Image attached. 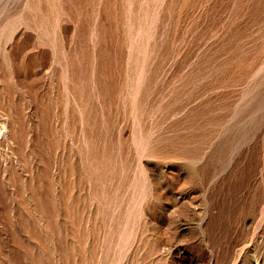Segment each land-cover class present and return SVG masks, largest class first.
<instances>
[{
	"label": "rangeland",
	"instance_id": "1",
	"mask_svg": "<svg viewBox=\"0 0 264 264\" xmlns=\"http://www.w3.org/2000/svg\"><path fill=\"white\" fill-rule=\"evenodd\" d=\"M262 212L264 0H0V264H232Z\"/></svg>",
	"mask_w": 264,
	"mask_h": 264
},
{
	"label": "bare ground",
	"instance_id": "2",
	"mask_svg": "<svg viewBox=\"0 0 264 264\" xmlns=\"http://www.w3.org/2000/svg\"><path fill=\"white\" fill-rule=\"evenodd\" d=\"M4 55V54H3ZM6 58H7V56H6ZM5 58V59H6ZM10 60V59H9ZM6 61V60H5ZM7 64V63H6ZM10 66V65H9ZM6 68V67H5ZM7 69V68H6ZM29 136V135H28ZM30 139V138H29ZM26 143V142H25ZM26 145H27V143H26ZM25 146V145H24ZM25 149V148H24ZM147 150V149H146ZM23 161V160H22ZM22 164V163H21ZM24 164V163H23ZM26 165V164H25ZM177 198H178V200H181V201H186L187 202V204H188V211L192 214V215H194V216H196L197 218H199V217H201V214H202V211H203V209H202V207H200V203H201V201H200V203L198 202V201H196V199L193 197V195H190V194H187L186 196H185V194L184 193H181V192H179L178 194H177ZM260 223L264 220V212H262L261 214H260V218L259 219H257ZM257 222V221H256ZM258 222V223H259ZM258 225V224H257ZM255 236V235H254ZM253 237V236H252ZM259 241V240H258ZM254 247V246H253ZM254 249H256V248H254ZM253 251V250H252ZM242 252V251H241ZM239 253L238 255H237V258H236V261L234 262V263H232V264H264V248H263V250L260 252V253H258L259 255H257L258 256V258H254V259H251V257L249 256V251H244V252H242V253ZM254 253V252H253ZM257 254V253H256ZM255 255V254H254ZM256 256V255H255Z\"/></svg>",
	"mask_w": 264,
	"mask_h": 264
}]
</instances>
